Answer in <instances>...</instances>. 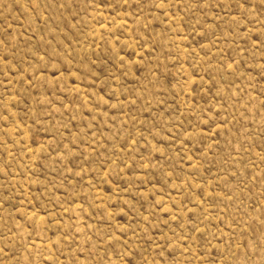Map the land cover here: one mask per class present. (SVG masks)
Here are the masks:
<instances>
[{"label": "rangeland", "instance_id": "rangeland-1", "mask_svg": "<svg viewBox=\"0 0 264 264\" xmlns=\"http://www.w3.org/2000/svg\"><path fill=\"white\" fill-rule=\"evenodd\" d=\"M0 264H264V0H0Z\"/></svg>", "mask_w": 264, "mask_h": 264}]
</instances>
